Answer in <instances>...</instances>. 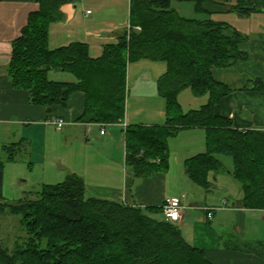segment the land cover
<instances>
[{
    "label": "trees",
    "instance_id": "1",
    "mask_svg": "<svg viewBox=\"0 0 264 264\" xmlns=\"http://www.w3.org/2000/svg\"><path fill=\"white\" fill-rule=\"evenodd\" d=\"M35 1L39 10L30 14L13 42L7 70L13 87L27 91L31 104L67 107L74 94L82 93L85 110L79 122L121 123L128 66L141 60L165 63L167 71L157 87L166 102L165 124L126 127V163L132 175L145 178L167 171L169 140L183 130L202 128L205 152L185 163L191 181L209 191L210 174L224 170L218 156L230 158L231 176L243 193L242 207L264 210V130L237 129L231 118L216 114V106L233 91L212 74L214 68L232 67L249 55L240 50L248 37L211 15L230 11L250 16L260 7L252 0H237L232 6L214 0H130L128 31L93 57L83 42L49 47L50 26L63 19L65 6L79 0ZM174 3H192L194 13L203 17L183 16ZM52 72L69 74L74 81L51 80ZM257 84L248 83L245 89L264 90ZM185 89L196 97L207 96V102L183 112L178 97ZM5 151L11 162L21 150L12 146ZM4 171L5 162L0 161V217L20 216L26 238L13 248L0 240V264H213L179 226L164 220L162 208L142 209L91 196L76 174L10 203L3 197ZM226 246L264 258L261 242L241 246L232 238Z\"/></svg>",
    "mask_w": 264,
    "mask_h": 264
},
{
    "label": "crops",
    "instance_id": "2",
    "mask_svg": "<svg viewBox=\"0 0 264 264\" xmlns=\"http://www.w3.org/2000/svg\"><path fill=\"white\" fill-rule=\"evenodd\" d=\"M214 1L232 6L237 0ZM252 2L261 8L260 12L250 16L230 11L211 15L213 20L228 23L248 37V41L241 44L240 50L249 55L247 60H240L232 67L212 70L215 80L233 91L216 106L215 112L219 116L231 118L237 129L264 130V90L245 89L248 83L255 82L264 89V0ZM179 5L174 3V7L180 12ZM118 6L125 11V21H118L110 11ZM38 10L39 4L35 0H0V161L5 162L4 180L7 165L20 162L26 156L29 171L40 169L45 177L51 172L54 176L65 179L76 174L84 180L87 190H91L96 197L129 206L163 209L167 200L185 195L186 199H182L185 210L182 220L176 225L191 245L205 252L209 261L213 264H264L263 257L226 246L232 238H236L241 246H257L259 242L264 244V210L242 207L243 193L241 196H234L222 188V193L216 195L212 189L213 185L215 189L220 187L217 180H214L215 184L212 181L210 190L206 191L194 184L186 172V161L205 152V129H186L169 140L167 171L135 178L127 167L126 127L165 124L161 123L167 118L165 99L160 96L157 87L158 80L167 71L166 64L159 66L162 70L159 77L152 72L157 64L155 62L148 65L145 63L149 62L143 60L141 63L144 64L136 68L134 72L138 77L133 84H128L125 118L121 123L110 124L114 130L121 129L120 133H123L120 136L115 132L116 138H109L106 131L101 135L99 124L97 132L93 131L94 124L78 121L85 110V96L82 93L74 94L67 107L47 108L31 104L27 91L13 87L7 72L12 59L13 42L21 36L30 14ZM63 12V19L50 26L51 49L83 42L88 44L93 57H100L106 46L117 43L130 26V0H79L77 4L65 6ZM193 14V17H198ZM103 26L107 28L104 29ZM128 67L131 69V66ZM143 75L149 76L144 83L141 81ZM64 78L66 79L65 76ZM67 81L72 82L74 79ZM139 82L140 88L145 86L143 91H148L143 95H150L153 101H161L159 108H155L146 119L132 117L131 114L129 94ZM202 98L207 102V96ZM56 119L65 121L61 130L51 123ZM92 145L95 148L94 157L90 152L93 151ZM12 146L19 147L21 151L15 161L9 162L5 148ZM58 152L61 153L60 157H56ZM222 158L225 157L218 156L224 166L223 171L231 176L233 162L231 167L227 166ZM118 160L122 161L123 167ZM183 177L203 189L204 194L179 182ZM91 180H107L108 183ZM170 180H174L173 184ZM206 209L213 211L211 218L207 217Z\"/></svg>",
    "mask_w": 264,
    "mask_h": 264
},
{
    "label": "rangeland",
    "instance_id": "3",
    "mask_svg": "<svg viewBox=\"0 0 264 264\" xmlns=\"http://www.w3.org/2000/svg\"><path fill=\"white\" fill-rule=\"evenodd\" d=\"M180 5L178 6L180 7L179 8L180 13L183 16L192 17V14L194 13L193 4L183 3L181 6ZM110 11L114 13L115 18H117L118 21L119 20L123 21L125 19V16H124L125 11H123L121 6H118L116 7V9H113ZM193 15L197 16L196 14H193ZM198 17H203V16L199 15ZM103 28L106 29L107 27L103 26ZM141 61L135 62L129 65L131 66V69L128 67V84L132 83L135 79H137L138 74L134 71L136 70V68H140L141 64H144V63H141ZM146 61L149 63H145V64H148V65L153 64L152 61H149V60H146ZM155 63L157 64L154 65L156 67L154 68L152 72L154 73V75H156V77H159L158 75H162L161 74L162 70L159 69V66H165V63H162V62H155ZM64 76L66 77V79L64 78ZM130 77L131 79H129ZM50 79L56 80V81H63V80L67 81V79L72 80L73 77L69 74H63L60 72H52L50 74ZM148 79H149L148 75H143V79L141 81L144 83V81ZM142 86L144 85L142 84ZM144 87L140 88V82H139L137 87L135 89L132 88L131 93L129 94L132 117H139L142 119H146L147 117L152 115V111H154L155 108H159V106L161 105V101L159 103L158 99L153 101L150 95L142 94V93L148 92V91L146 92L143 91L145 89ZM201 100H202V103H201ZM178 101L182 106L183 112L186 113L192 109H199V107L206 102V99L205 98L203 99L202 97H196L190 89H185L179 95ZM165 105H166V102H165ZM164 122H166V118L161 123H164ZM99 126L97 124L96 125L94 124L93 131L98 132L100 128ZM105 131L107 132V135L109 138H116L115 132L116 134H119L120 136L123 135V133H120L121 129L114 130L112 125H107L105 127ZM91 147L93 148V151L90 150V152L92 153V156L94 157L96 155L94 154L95 148L93 147V145ZM95 147L97 148L98 146L95 144ZM60 156H61V153L58 152L56 157H60ZM52 157H55V156H52ZM222 160L226 163L227 166L231 167L232 161L230 158H222ZM118 161L120 162V165L122 166L121 164L122 161L120 160ZM27 163H28L27 157L25 156L23 159H21L20 162L9 163L6 167V180H4V184H3V197L10 203H14L17 200L23 199L29 193H34V192L41 190V188L44 187L45 185L54 186V185H57L65 181L64 177L62 178L56 175L54 176V174L51 172L48 176L45 177V175L40 169H34V171L32 170L29 171L27 167ZM172 176L174 179V175ZM215 176L216 174L211 173L209 178L211 182L213 181V184H215L216 180L219 183L220 187L218 189H215L213 185L212 191L216 195L221 194L222 193L221 189L223 188L225 189V192H228L234 196H239V195L241 196L242 190H241L240 183L238 181H235V179H233L230 175H228L224 171L221 172L217 177ZM51 177H53L52 180H49ZM19 179H24V180H19ZM91 181L98 182V183H104V184L108 183L107 180H91ZM170 181L172 183L174 180H170ZM179 182L192 186L193 188H195L199 192H202L203 194L205 192L203 189L194 185L187 177H183V179L179 180ZM88 192H89V195L95 196L91 190L90 191L88 190ZM20 220H21L20 216H12L10 214L0 217V240L5 245L11 248H13L15 244L17 243H22V239L26 238V233L22 230V225H21Z\"/></svg>",
    "mask_w": 264,
    "mask_h": 264
},
{
    "label": "built area",
    "instance_id": "4",
    "mask_svg": "<svg viewBox=\"0 0 264 264\" xmlns=\"http://www.w3.org/2000/svg\"><path fill=\"white\" fill-rule=\"evenodd\" d=\"M90 13V12H88ZM140 30L139 28H137ZM54 124L59 130H61L65 126V121L62 119H56L51 122ZM101 126V135L105 134L104 125ZM182 199H186V196L183 195L181 198H172L165 202L163 206V218L165 221L177 224L182 220V213L185 210V206L182 204ZM207 210V217L211 218L213 216V211L211 209Z\"/></svg>",
    "mask_w": 264,
    "mask_h": 264
}]
</instances>
